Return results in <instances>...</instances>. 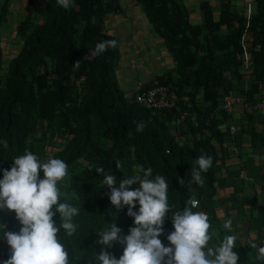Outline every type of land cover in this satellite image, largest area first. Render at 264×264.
Masks as SVG:
<instances>
[{
  "label": "trees",
  "instance_id": "trees-1",
  "mask_svg": "<svg viewBox=\"0 0 264 264\" xmlns=\"http://www.w3.org/2000/svg\"><path fill=\"white\" fill-rule=\"evenodd\" d=\"M126 1L75 0V7L65 10L57 0H0V141L8 142L7 149L0 144V179L25 149L41 161L51 157L68 165L69 175L57 182V188L61 202L80 209L73 218L79 225L77 233L64 240L70 264H76V257L79 264L94 260L95 249L99 251L97 235L109 224L115 223L124 234L135 226L127 206L111 204L109 189L102 185L103 174L95 169L103 167L113 173L118 187L121 179L133 175L136 164L151 167L152 178L164 175L169 184L171 211L159 237L165 246H170L167 236L174 231L171 215L194 199L198 207L192 211L206 213L212 225L209 246L235 233L233 251L238 253V264H264L255 258L257 250L248 246L264 242V226L255 231L248 227L249 220H241L240 226L247 224L242 233L250 234L235 232L234 218L242 216L231 211L226 203L229 198L222 196L224 176L219 172L225 166L220 161L226 153L231 155L228 140H234V135L216 127L230 118L221 107L225 96L242 90L253 101L263 98L264 0L245 1L239 9L233 0L217 4L202 0L199 23L181 0H130L163 40L174 62L173 69L150 81L174 92L173 107L161 111L137 103L134 96L126 97L119 81V66L124 65L120 40L109 33L107 24L115 17L129 18ZM103 40L116 41V47L96 57L90 55ZM247 75L249 84L243 88ZM246 120V124L251 120L249 112ZM140 122L147 125L143 132L136 131ZM245 130L244 124L237 127L238 132ZM245 136L235 137L242 153H248V148L243 149L248 144L240 143ZM263 141L264 136L257 143L260 151ZM255 143L252 140L249 146ZM203 154L211 155L213 163L202 173L203 184H196L191 182L190 171ZM259 157L264 165V155ZM138 187L139 183L132 186ZM261 188L264 191V185ZM254 194L242 196L243 200L264 198L257 191ZM138 208L137 202L134 211ZM89 217L98 223L82 232ZM53 219L59 224L60 214ZM225 220L232 221L230 231L223 227ZM0 225L17 233L22 227L7 209H0ZM63 234L61 229L58 237ZM108 251L119 259L123 246L114 244ZM10 256V246L0 233V264Z\"/></svg>",
  "mask_w": 264,
  "mask_h": 264
},
{
  "label": "clouds",
  "instance_id": "clouds-1",
  "mask_svg": "<svg viewBox=\"0 0 264 264\" xmlns=\"http://www.w3.org/2000/svg\"><path fill=\"white\" fill-rule=\"evenodd\" d=\"M57 5L69 10L75 7V0H57ZM246 14L250 15L251 11L247 10ZM114 47H116V41L103 40L96 43L90 55L96 57ZM243 54L247 57L246 48ZM78 62L76 61L75 64L78 65ZM248 78L247 75L243 81H247ZM151 80L140 85L141 91L155 86V83L150 82ZM241 91L236 95L238 102L234 103L229 114L233 112L237 104L243 105L246 111L253 107L261 110L259 104L264 103V92L262 100L253 101ZM134 92H126V97H135L137 93ZM231 120L233 119L229 118L227 121ZM217 125V128L229 130V135H234V140H228L230 156H240L242 150L239 139L235 138L241 134L237 131L240 124L231 122L226 127ZM231 126L235 129L233 132H231ZM146 127L144 122L137 123L136 131L143 132ZM244 133L249 135V132ZM0 144L4 149L8 148L7 140L0 141ZM258 150L261 153L259 148ZM246 155L248 156L249 153ZM12 161L10 170H4L3 178L0 179V209L13 211L22 227L17 233L7 231L6 226L0 225L2 238L10 246L11 252L10 258L4 264H70V253L64 240L65 237H73L77 233L79 225L73 222V218L79 214L80 209L61 202L62 194L57 188V182L63 181L69 175L68 165L61 159L51 157L41 161L37 155L27 149L23 155L14 157ZM212 163L211 155L203 154L197 157L190 171L191 182L203 184L202 173L207 172ZM120 167L121 164L118 162L116 168ZM95 172L103 174L102 185L109 189L107 195L111 204L117 208L127 206V215L133 218L135 226L128 229V234H124L123 229L117 227L115 223L101 230L95 241L99 251L94 248V260L90 264H238V253L233 251L236 248L238 236L235 233L229 234L218 245L209 246L211 239L209 229L212 225L206 213L192 211L198 207V202L194 199H189L183 210L171 215L174 231L167 236L170 246L162 243L159 237L163 235L166 214L171 211L168 202L169 184L164 175H156L152 178L151 167L145 168L143 165L136 164L133 165V175L129 176L130 178L121 179L119 186L116 187L117 179L113 173H106L103 167H97ZM238 178L239 181L248 180L241 171ZM137 183L140 187L133 189L132 186ZM254 192L250 198L256 197L253 195ZM137 202L139 208L138 211H134ZM56 213L60 214L59 224L53 219ZM241 220L242 218H234L235 232L241 235L250 234L248 231L242 233L243 229L247 230V224L240 226ZM247 220H249L248 227L255 231H259L264 226V223L256 226L253 225V220ZM95 223L98 222L89 217L81 229L82 232L87 226ZM231 225V220L223 222L226 230L230 231ZM61 229L64 230V234L62 238H59L58 233ZM114 244L123 246V254L119 259L108 251ZM248 246L257 250L256 260L264 261V242L260 245L250 242ZM75 259L76 264H79V258Z\"/></svg>",
  "mask_w": 264,
  "mask_h": 264
},
{
  "label": "crops",
  "instance_id": "crops-1",
  "mask_svg": "<svg viewBox=\"0 0 264 264\" xmlns=\"http://www.w3.org/2000/svg\"><path fill=\"white\" fill-rule=\"evenodd\" d=\"M201 1L181 0L191 11L195 23L201 21L199 10ZM233 1L237 2L236 7L239 9L243 2L251 0ZM210 2L217 4L218 0H210ZM124 4L127 6L129 18L123 20L115 17L114 21L107 25L109 33L117 36L120 40L124 65L119 66V81L124 91L130 93L141 84L151 80L154 75H161L166 70L173 69L174 62L167 53L163 40L159 38L151 25H149L144 14L140 12V8L130 0H127ZM150 31L154 32L155 37L151 35ZM131 57L133 58L132 63L130 62ZM149 71L154 74L151 75ZM248 84V81H243L242 86ZM248 112L251 120L246 124V114ZM230 118L233 120L224 121V124L219 121L217 126L226 127L231 122H237L240 125L244 124L246 127V130L242 131L241 134L244 132L252 133L250 136L244 137V143L248 145L244 146L243 149L247 151L248 148V156L245 152V155L241 153L238 157H227L226 155L228 154L226 153L225 158L220 161L225 166L219 172L221 176H224L221 180L222 184H224V189H221V193L222 196L229 198L226 203L230 206L231 211L240 214L243 221L250 219L253 220V225L259 226L264 223V198H258L257 203L253 204L250 200L244 201L242 196L251 197L256 189L255 187H257V183H259V173L264 174L263 162L261 161L259 164L260 152L257 148V143L264 136V110H258L253 107L246 111L243 105L237 104L230 114ZM252 140L256 141L253 147L249 146ZM261 153L264 155V150ZM240 171L248 177V180L239 181ZM228 175L229 177L226 179ZM228 187H233V189ZM248 205L249 207H247Z\"/></svg>",
  "mask_w": 264,
  "mask_h": 264
},
{
  "label": "built area",
  "instance_id": "built-area-1",
  "mask_svg": "<svg viewBox=\"0 0 264 264\" xmlns=\"http://www.w3.org/2000/svg\"><path fill=\"white\" fill-rule=\"evenodd\" d=\"M134 98L137 103L144 105L147 108L168 109L173 107L174 92L169 87L155 85L137 93ZM221 102V107L230 111L233 108L234 103L238 102V97L236 95L225 96ZM259 107L263 110L264 103L259 104ZM230 129L231 132L235 130L233 126H231Z\"/></svg>",
  "mask_w": 264,
  "mask_h": 264
},
{
  "label": "rangeland",
  "instance_id": "rangeland-1",
  "mask_svg": "<svg viewBox=\"0 0 264 264\" xmlns=\"http://www.w3.org/2000/svg\"><path fill=\"white\" fill-rule=\"evenodd\" d=\"M13 1H16V0H13ZM199 22H201V21H199ZM198 22V23H199ZM150 33H151V35H153L154 37H155V34H154V32H151L150 31ZM132 51H133V48H132ZM132 58V57H131ZM131 58H129V59H131ZM132 61H133V58L130 60V62L132 63ZM150 72V71H149ZM151 73V75H153L154 73L153 72H150ZM243 155H245V153H242ZM261 163V159H260V162H259V164ZM259 164H257L258 166H259ZM264 169V168H263ZM262 185H264V174L262 173H259V183H257V187H255L256 189V191L258 192V193H261V194H264V191H262V188H261V186ZM253 195H255V194H253ZM257 202L255 201L254 202V204H256Z\"/></svg>",
  "mask_w": 264,
  "mask_h": 264
}]
</instances>
